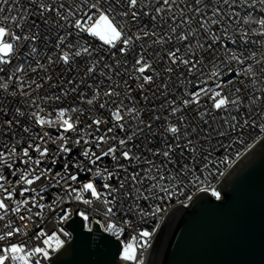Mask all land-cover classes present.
Wrapping results in <instances>:
<instances>
[{
	"label": "snow or ice",
	"instance_id": "snow-or-ice-1",
	"mask_svg": "<svg viewBox=\"0 0 264 264\" xmlns=\"http://www.w3.org/2000/svg\"><path fill=\"white\" fill-rule=\"evenodd\" d=\"M237 7L248 10V24L252 12L264 13V0H0V137L10 134L12 140L0 141V221L12 213L21 222L8 218L0 241L27 235L29 222L39 229L37 240L45 237V247L0 248V264L50 259L49 250L65 241L40 224L48 213L58 224L68 220L73 208L64 204L91 205L85 192L99 202L104 230L118 239L166 210L156 201L175 196L187 206L179 189L207 191L200 185L210 186L225 174L221 165L235 162L229 150L244 143L243 130L259 121L264 132V39H252L255 30L247 29L238 38L229 35L240 16ZM258 24L256 35L264 37V18ZM45 86L50 91L41 94ZM68 97L88 107H61L55 119L41 114V105ZM34 125L40 130L33 131ZM53 127L55 136L46 130ZM221 150L223 158L216 155ZM241 155L237 151L235 159ZM106 157L111 167L103 165ZM2 169L18 176L23 199L14 198L16 186L3 183L11 181ZM50 189L56 191L43 203ZM212 194L220 198L215 189ZM77 214L89 220L83 210ZM59 232L69 236L62 227ZM138 235L146 248L152 233L142 229ZM122 259L136 260L132 244H125Z\"/></svg>",
	"mask_w": 264,
	"mask_h": 264
},
{
	"label": "water",
	"instance_id": "water-1",
	"mask_svg": "<svg viewBox=\"0 0 264 264\" xmlns=\"http://www.w3.org/2000/svg\"><path fill=\"white\" fill-rule=\"evenodd\" d=\"M217 189L219 199L201 193L168 214L147 264H264V139ZM76 210L64 224L70 241L48 263L121 264L119 242L94 222L85 231Z\"/></svg>",
	"mask_w": 264,
	"mask_h": 264
},
{
	"label": "built area",
	"instance_id": "built-area-1",
	"mask_svg": "<svg viewBox=\"0 0 264 264\" xmlns=\"http://www.w3.org/2000/svg\"><path fill=\"white\" fill-rule=\"evenodd\" d=\"M250 2H251V0H249V3ZM236 11L240 12V16L234 18L232 28L229 29V35L230 36H236L238 38L239 35L241 34L242 30L247 29L249 31L255 30V32H253V34L251 36L252 39H264V37H260V36L256 35V32L260 31V26L258 24V20L260 18H264V13H261L259 11L252 12L251 16L249 17V23L245 24L244 23V15H245V11H248V10L247 9L241 10L239 7H237ZM83 35L86 39L91 40L93 45H95V46L100 45L101 42L98 39H93L91 37H88L86 33H84ZM229 47L233 48V49L236 48V46L232 45V44H229ZM251 47L253 49H255L258 46L252 45ZM258 55H259V53H258ZM105 58L107 59V57H105ZM42 62H44V61H42ZM13 63H15V61ZM63 67H64L63 65L56 66V70L62 71ZM50 71H51V68H50ZM73 74L74 73H65V75L69 76V77ZM30 75H35V74L30 73ZM41 75H44V73H41ZM125 78H127V77H125ZM53 79H56L55 75L53 76ZM77 79H79V76H77ZM89 82H91V81H89ZM105 83H107V81ZM209 83H211V82H209ZM133 86H135V85H133ZM101 87H104V86H101ZM81 88L85 92L89 91L83 85L81 86ZM191 90H194V89H191ZM10 91H11V85H10ZM44 91H50V90H48L47 86H45V89L41 90V94H43ZM0 94H2V93H0ZM35 94L36 93H33V95H35ZM73 95H76V94H73ZM133 95H136V93L134 92ZM14 99L16 101H19V100H23L25 98L20 97V96H17L16 98H12L11 96H8V100H14ZM157 103H159V101H157ZM76 105H80L81 107H84V108L88 107V105H86V104H80V101L78 99L76 101H73L72 97H68L66 102L62 100V101H58L55 103L49 102L47 105H41V107H43L45 109L44 113H41V114L47 116L48 113H51L52 114L51 118L55 119L56 112L61 107L70 108V107H73ZM15 106H16L15 104L9 105L10 110L14 111ZM19 106L21 107L22 110H24L26 112L30 111V109H28L25 105L21 104ZM233 114H235V113H233ZM72 115L75 116V114H72ZM164 115H167V113H164ZM0 119H2V117H0ZM29 123H31V122H29ZM81 127H83V125H81ZM102 128H103V126H102ZM39 130L40 129H39L38 125L33 126V131H39ZM46 130L51 132L52 135H54V136L58 134V131L55 127L48 128ZM24 135L27 138L28 134H24ZM69 135H71V133H69ZM243 136H244V143L243 144H236L233 146L232 149L229 150L231 152L229 159L234 160L235 162L230 164V165H227V166H225V165L220 166V171L224 172L225 174L222 177H217V178L212 179L210 186L206 185V184L200 185V187H207L208 188L207 191H199L198 188H193L191 191H188L187 189H179V191H183L185 193V195L180 196V199L184 200L185 203L187 204V206L194 199V197H196L197 195H199L201 193H208L210 196L217 199V197H214L211 194V191L218 187L221 180L224 178V176L231 170V168L235 164H237L248 152H250L262 139H264V132H262L260 130L259 121L257 122V126L255 128L244 129L243 130ZM5 139H7L9 141V143H12L10 134L8 137H0V141L5 140ZM137 143H145V142L137 141ZM155 143H156V141H154V144ZM49 147L51 149V148H54L55 146L49 145ZM77 151H79V149H77ZM133 151L136 152L138 150L136 148H133ZM237 151L242 153L239 160L235 159ZM33 155L38 156V153H33ZM216 155L220 158H223L225 153L223 152V150H221V152L217 153ZM111 164H112V161L110 160V158H107V157L104 158L103 165H107V166L111 167ZM17 166L23 167L22 165H19V164H17ZM43 166L44 165H41V167H43ZM140 166L144 167L143 164H141ZM2 170H3L4 175L7 176L9 178V180L11 181V184H9L8 180L3 181V183H5L6 186H9L10 188L13 186H16V180H17L18 176L12 177L10 175L9 170H7V169H2ZM87 175L90 176L91 174H87ZM191 179H192V177H189V180H191ZM201 179H203V177H201ZM85 182H87V177L85 178ZM21 186H24V185H21ZM21 186H16V195L14 196L15 199H23V198L18 196L19 187H21ZM76 186H77V188L80 187L79 184H77ZM169 187H171V185H169ZM97 188H98V190L103 191V189L99 183H97ZM52 191H56V189H50L48 193L44 194L46 199H45V201H43V203L50 202V200L52 199V197L50 196V192H52ZM29 195H31V193H26V196H29ZM187 195H192L191 201H188L186 199ZM3 196H4V193L2 190H0V198H3ZM83 196H84V199H92L93 203L91 205H88V204H84L82 201H80V202L73 201L71 205L64 204V205H62V207H70L71 206L73 208V211L77 209L75 211V215L82 219L83 229L85 231H89V228H91L90 232H92L93 222L96 223L97 220H100L101 224H98L99 230L105 234H108L109 236H112L113 239H116V241H118L120 244V254H119L118 258H119L121 264H140L141 261L143 262V264H147L148 258L150 256V253H151V250L153 247V244H154L157 236L159 235L168 214L173 209H175L177 207H187V206H185V204L178 203L175 196L169 202L156 201V203H163V207L166 210L162 211L161 213H159L155 217H152V216L147 217L145 221L140 222L139 227H137L135 230L125 229L124 234L120 235V237L118 239L117 235L114 234L113 232H107L104 230L103 214H102V212H98L96 210L99 206V202L95 201L91 197V194L88 192L83 193ZM5 202L11 205V201H5ZM141 203L143 204V201H141ZM37 210L38 209H34V211H37ZM80 210L84 211L85 215H87L89 217V220L85 221L80 215L77 214ZM23 211L24 210L21 209V213H23ZM0 214H2V210H0ZM72 217H73V214L69 219H71ZM8 218L14 219L16 224L21 223L15 215H13L12 213H9V217H7L4 221H0V234H2L3 232L6 231V229L3 228V224L6 223ZM68 220L62 221L58 224L54 218V214L48 213L47 218L43 221V223L40 224V227H42L48 235H51L53 232H55L58 235H60V238L62 240L65 241V243L56 251L49 250L50 251V258L53 255H55L71 239V233L64 227V224ZM37 222L39 223L38 218H37ZM110 222L116 223L115 220H112ZM117 226L119 227V224H117ZM61 227L64 229V231L69 233L68 237H64L63 234L59 232V229ZM142 229L148 230L152 233L151 237L148 238V246L146 248H143V249H141V247H140V245L143 242L142 238L138 235V233ZM24 231L27 232V235L17 234L13 237L6 238L4 241H0V248L6 247L12 243L22 244L25 247L26 251L31 250L35 246L45 247V245H43V242H42L45 237H42L40 240H37L35 238L34 234L39 232V229L36 228L32 223L29 222L28 228L25 229ZM133 237H135V239H133ZM129 243L133 245V251L136 255V260H134V261H125L124 259H122L124 246H125V244H129ZM17 255L23 256L24 253H18ZM30 259L32 261H34L36 259V257H31ZM6 264H24V262L22 260H17L15 262H11V261L6 262ZM43 264H49V263L46 260V261H43Z\"/></svg>",
	"mask_w": 264,
	"mask_h": 264
},
{
	"label": "rangeland",
	"instance_id": "rangeland-1",
	"mask_svg": "<svg viewBox=\"0 0 264 264\" xmlns=\"http://www.w3.org/2000/svg\"><path fill=\"white\" fill-rule=\"evenodd\" d=\"M215 190L219 193V191H218V189L217 188H215ZM211 194H212V191H211ZM213 195V194H212ZM214 196V195H213ZM214 197H216V196H214Z\"/></svg>",
	"mask_w": 264,
	"mask_h": 264
}]
</instances>
